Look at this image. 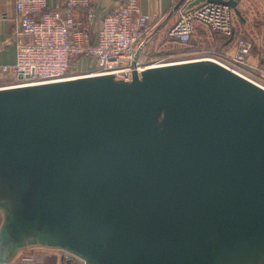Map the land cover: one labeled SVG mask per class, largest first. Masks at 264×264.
<instances>
[{
    "label": "water",
    "instance_id": "95a60500",
    "mask_svg": "<svg viewBox=\"0 0 264 264\" xmlns=\"http://www.w3.org/2000/svg\"><path fill=\"white\" fill-rule=\"evenodd\" d=\"M5 161L86 264H183L216 226L264 219V86L197 58L0 89Z\"/></svg>",
    "mask_w": 264,
    "mask_h": 264
},
{
    "label": "built area",
    "instance_id": "2783aa9c",
    "mask_svg": "<svg viewBox=\"0 0 264 264\" xmlns=\"http://www.w3.org/2000/svg\"><path fill=\"white\" fill-rule=\"evenodd\" d=\"M190 1L193 0H184L173 7L178 18L169 35L174 40L188 44L198 23L227 39L233 35L234 9L231 5L208 0L194 8H185ZM97 2L57 0L51 7L48 0H15L19 20L17 60L13 64L0 65V89L109 74L117 79L131 80L134 71L141 73L149 67L180 61L150 59L149 41L164 13L145 12L139 0H125L114 5L99 24H95L94 5ZM79 9L84 10L83 15L77 13ZM253 50L252 40L238 38L232 59L237 64L249 65ZM79 57L93 60L94 64L84 72H74L72 63ZM259 72L264 76V68ZM23 259L34 261V256ZM73 264L86 262L80 259Z\"/></svg>",
    "mask_w": 264,
    "mask_h": 264
},
{
    "label": "crops",
    "instance_id": "0c3cea01",
    "mask_svg": "<svg viewBox=\"0 0 264 264\" xmlns=\"http://www.w3.org/2000/svg\"><path fill=\"white\" fill-rule=\"evenodd\" d=\"M48 1L51 7L55 6L57 2V0ZM124 1L98 0L94 5L97 12L95 24H99L100 19L114 5ZM139 1L145 12L164 13V17L155 27L149 41L150 56L156 51L172 52L180 47L181 44L169 35V30L178 18V13L173 11V7L181 4L184 0ZM206 1L208 0H193L187 2L185 8H194ZM238 1V8L242 16L234 11V40L229 42V39L213 33L198 23L193 40L205 49V53H201L200 57L188 59L203 57L215 59L236 68L248 77L262 80L264 78L258 77V71L264 68V64L261 63L264 53V0ZM77 13L83 15L84 10L79 9ZM18 25L15 0H0V65L13 64L17 60L16 31ZM241 37L250 39L254 43L249 65L237 64L232 59L236 40ZM25 40H28V37H25ZM93 64V60L79 57L73 60L72 68H88ZM6 169L5 161L4 165L0 167V264H68L69 259L73 264L77 260H85L84 257L62 243L64 238H61V231L50 227L49 221L55 222V226L58 224L62 229L64 227L62 223L58 222L54 208L43 204L40 198L30 199L31 184L24 182L16 184L15 179L11 178L10 172ZM49 209L55 219L49 218ZM71 234L73 235L72 231ZM58 239L59 242H56L55 240ZM30 255L34 256V261L23 259ZM183 264H264V219L248 218L230 227L227 225L216 226L201 242L198 251Z\"/></svg>",
    "mask_w": 264,
    "mask_h": 264
},
{
    "label": "trees",
    "instance_id": "16d2710c",
    "mask_svg": "<svg viewBox=\"0 0 264 264\" xmlns=\"http://www.w3.org/2000/svg\"><path fill=\"white\" fill-rule=\"evenodd\" d=\"M181 45H182L181 47H178L177 49L172 50V52H170V51H167V52L166 51H162V52L156 51L150 56V59H152V60L164 59L168 55L177 56L176 54H179V53H184L188 57L196 58V57H200L199 55L201 53H203V52L205 53V51H204L205 49L202 48V46L198 45L197 42H194L193 38L191 39V41L188 44H181ZM183 57H185V56H183ZM182 59H180V60H182Z\"/></svg>",
    "mask_w": 264,
    "mask_h": 264
},
{
    "label": "rangeland",
    "instance_id": "374dc122",
    "mask_svg": "<svg viewBox=\"0 0 264 264\" xmlns=\"http://www.w3.org/2000/svg\"><path fill=\"white\" fill-rule=\"evenodd\" d=\"M204 1V0H203ZM197 2V1H196ZM196 5V4H195ZM182 45H180V47H181ZM153 52V51H152ZM177 56H173V55H168L166 58H164L165 60L164 61H176V60H180V59H188V58H192V57H188V56H186V54H184V53H179V54H176ZM183 56H185V57H183ZM87 68H76V69H73V71L74 72H77V73H81V72H84V70H86ZM259 72V71H258ZM259 76V78H264V76L259 72V74H258ZM254 78V77H253ZM256 81H258L261 85H263L264 86V79H258V78H254ZM158 125H160V119L158 120Z\"/></svg>",
    "mask_w": 264,
    "mask_h": 264
},
{
    "label": "bare ground",
    "instance_id": "6f19581e",
    "mask_svg": "<svg viewBox=\"0 0 264 264\" xmlns=\"http://www.w3.org/2000/svg\"><path fill=\"white\" fill-rule=\"evenodd\" d=\"M212 60H215V59H212ZM161 66V65H160ZM256 82V81H255ZM263 86V85H262Z\"/></svg>",
    "mask_w": 264,
    "mask_h": 264
}]
</instances>
